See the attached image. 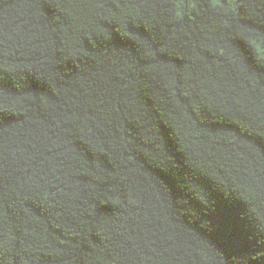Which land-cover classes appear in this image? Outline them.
I'll return each mask as SVG.
<instances>
[{
    "label": "trees",
    "instance_id": "16d2710c",
    "mask_svg": "<svg viewBox=\"0 0 264 264\" xmlns=\"http://www.w3.org/2000/svg\"><path fill=\"white\" fill-rule=\"evenodd\" d=\"M259 48L264 0H0V264H264Z\"/></svg>",
    "mask_w": 264,
    "mask_h": 264
},
{
    "label": "rangeland",
    "instance_id": "374dc122",
    "mask_svg": "<svg viewBox=\"0 0 264 264\" xmlns=\"http://www.w3.org/2000/svg\"><path fill=\"white\" fill-rule=\"evenodd\" d=\"M212 1H213V3H215L214 0H212ZM229 1H235V2H238V1H240V0H229ZM189 5H190V6L192 5L191 1L189 2ZM259 51H260L261 55L264 56V50H262L261 48H259Z\"/></svg>",
    "mask_w": 264,
    "mask_h": 264
},
{
    "label": "snow or ice",
    "instance_id": "6c2138e0",
    "mask_svg": "<svg viewBox=\"0 0 264 264\" xmlns=\"http://www.w3.org/2000/svg\"><path fill=\"white\" fill-rule=\"evenodd\" d=\"M214 2H215V3H219V2H220V0H214Z\"/></svg>",
    "mask_w": 264,
    "mask_h": 264
}]
</instances>
